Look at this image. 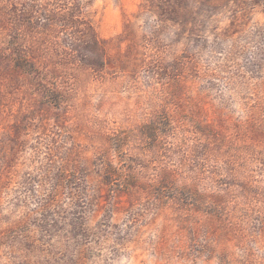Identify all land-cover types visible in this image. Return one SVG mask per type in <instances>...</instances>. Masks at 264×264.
I'll list each match as a JSON object with an SVG mask.
<instances>
[{"label":"rangeland","instance_id":"rangeland-1","mask_svg":"<svg viewBox=\"0 0 264 264\" xmlns=\"http://www.w3.org/2000/svg\"><path fill=\"white\" fill-rule=\"evenodd\" d=\"M0 264H264V0H0Z\"/></svg>","mask_w":264,"mask_h":264}]
</instances>
